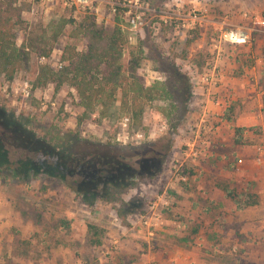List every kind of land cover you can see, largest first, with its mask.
<instances>
[{"label":"rangeland","instance_id":"1","mask_svg":"<svg viewBox=\"0 0 264 264\" xmlns=\"http://www.w3.org/2000/svg\"><path fill=\"white\" fill-rule=\"evenodd\" d=\"M18 1L29 6L22 13L29 26L85 12L62 0ZM183 2L200 23L188 30L148 23L138 35L142 82L161 81L170 93L148 104L139 123L118 101L102 115L99 107L84 111L68 86L33 88L35 55L11 80L0 77V138L11 166L33 155V170H55L46 145L83 161L73 173L71 164L60 167L66 180L0 167V264H264V25L253 22L264 18V0ZM120 19L107 11L96 17L107 27ZM235 26L248 30L246 42L220 40ZM72 27L55 42L51 66L66 43L85 47ZM24 35L16 29L17 42ZM25 80L29 98L18 90ZM123 116L143 132L139 142L115 140ZM72 180L85 191L68 187ZM246 192L257 203L237 208L232 194ZM201 229L216 249L199 248Z\"/></svg>","mask_w":264,"mask_h":264},{"label":"trees","instance_id":"2","mask_svg":"<svg viewBox=\"0 0 264 264\" xmlns=\"http://www.w3.org/2000/svg\"><path fill=\"white\" fill-rule=\"evenodd\" d=\"M24 10H29L26 3H20L18 0H0V77L11 80L19 70L29 68L32 55H35L38 66L33 88H42L48 84H53L55 88L68 86L74 90L84 111L92 112L99 107L102 115L118 101L119 109L126 111L134 123H139L148 104L170 97L169 90L163 82L152 80L147 85L142 82L144 60L142 44L129 42L120 16L116 15L122 19H120L122 23H115L112 27L98 23L96 17L88 12L81 13L78 20L60 17L48 24L37 23L29 26L22 17ZM69 22L73 23L72 37L81 38L85 47L78 49L74 44L66 43L62 47L57 65L53 67L46 59L50 57L55 42ZM19 27L25 30V35L17 42L16 29ZM261 111L264 117V93L261 97ZM20 133L24 134L25 131ZM2 135L6 136L5 133ZM8 154L9 150L0 138V167L5 165L7 171L12 173L13 169L18 170L22 176L44 172L66 180L64 172L70 168L68 164L72 165L73 173L83 162L68 149L59 150L58 146L53 145H46L44 154H47L51 161L49 167L55 170H33V158L37 157L33 155L20 157L13 168ZM101 156L103 155L99 157ZM102 158L115 161V157L109 154ZM74 163L76 165H73ZM100 175L102 178L110 176L107 171H102ZM108 183L107 181L106 184ZM68 185L78 193H83L86 189V186L83 183L78 184L77 180L68 182ZM232 199L240 209L257 203L256 195L247 192L232 194Z\"/></svg>","mask_w":264,"mask_h":264},{"label":"built area","instance_id":"3","mask_svg":"<svg viewBox=\"0 0 264 264\" xmlns=\"http://www.w3.org/2000/svg\"><path fill=\"white\" fill-rule=\"evenodd\" d=\"M49 4L53 0H41ZM63 4L71 9H81L85 12L99 16L102 11L112 15H118L123 19L122 27L127 32L130 43H136L138 35L143 27L151 23L154 29L160 25H168L176 30L192 27L191 24L201 22L200 14L196 9L185 8L183 0H167L161 4H154L150 0H62ZM246 15V14H244ZM192 21V22H190ZM255 24L264 25L262 15H254ZM248 39V30L241 26H235L229 30L220 32V40L233 43H244ZM23 98L31 96V85L25 80L19 87ZM164 128V126H162ZM115 140L121 143L139 142L143 138V132L132 131L130 118L123 116L119 121Z\"/></svg>","mask_w":264,"mask_h":264},{"label":"crops","instance_id":"4","mask_svg":"<svg viewBox=\"0 0 264 264\" xmlns=\"http://www.w3.org/2000/svg\"><path fill=\"white\" fill-rule=\"evenodd\" d=\"M202 10L205 12V8L203 7L202 8ZM239 121V120H238ZM198 238L196 239V241L198 242V244H199V248H205V249H216L217 248V244L216 243H218L217 242V240H216V238H215V240H214V245L212 246L211 244V242L210 241H208L207 239H206V237H205V234H203V231H202V229L198 232ZM219 244V243H218ZM190 257V256H189ZM200 263H202L203 262V260H201V259H205L206 260V258H199V257H195ZM195 258L193 259H191V260H193V262H194V260H195ZM208 261V260H207ZM190 264V263H189Z\"/></svg>","mask_w":264,"mask_h":264}]
</instances>
